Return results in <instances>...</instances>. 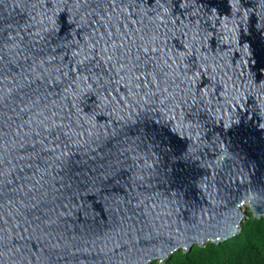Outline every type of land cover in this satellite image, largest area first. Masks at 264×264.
I'll use <instances>...</instances> for the list:
<instances>
[{
  "label": "water",
  "instance_id": "obj_1",
  "mask_svg": "<svg viewBox=\"0 0 264 264\" xmlns=\"http://www.w3.org/2000/svg\"><path fill=\"white\" fill-rule=\"evenodd\" d=\"M109 55L161 90L111 103ZM247 203L264 218V0H0V264L165 262L241 236Z\"/></svg>",
  "mask_w": 264,
  "mask_h": 264
},
{
  "label": "trees",
  "instance_id": "obj_2",
  "mask_svg": "<svg viewBox=\"0 0 264 264\" xmlns=\"http://www.w3.org/2000/svg\"><path fill=\"white\" fill-rule=\"evenodd\" d=\"M247 215L241 236L204 248L196 245L190 252L181 250L169 261L154 264H264V218Z\"/></svg>",
  "mask_w": 264,
  "mask_h": 264
},
{
  "label": "snow or ice",
  "instance_id": "obj_3",
  "mask_svg": "<svg viewBox=\"0 0 264 264\" xmlns=\"http://www.w3.org/2000/svg\"><path fill=\"white\" fill-rule=\"evenodd\" d=\"M112 6L115 7L118 3V0H111ZM120 3L127 2L132 4V0H119ZM140 3H143L144 0H139ZM149 4L157 3V0H148ZM123 11H120V15H123ZM132 13H129V16ZM111 17H109L110 19ZM124 28H127V24L123 25ZM116 30L119 31V18L116 21ZM109 36L112 35L110 31ZM123 35V34H122ZM127 38V37H125ZM113 50H116V45L112 42ZM123 47V44L120 45ZM108 49L105 48V52ZM144 52L147 58L151 59L152 54L154 52L159 53V49L153 48H145ZM163 56V53H159ZM87 58V57H86ZM113 56H108V63L113 67V70L116 72V76L112 77L116 81V87L109 89L110 91L115 92V96L110 97L109 101L114 105H120L122 107H135L140 104L143 100V97H147L150 94H155L153 90L160 91V80L155 72L149 73L146 70H141L139 65L142 61L137 58L135 63H132L127 56H118L115 58V65H112ZM165 64L167 67L172 68L173 64H169L167 60H165ZM157 65L154 64L153 67ZM139 73V74H138ZM161 75L166 79L168 76L167 72H161ZM198 75V73L196 74ZM124 84L123 88H120V83ZM164 91H170L169 89H164Z\"/></svg>",
  "mask_w": 264,
  "mask_h": 264
},
{
  "label": "rangeland",
  "instance_id": "obj_4",
  "mask_svg": "<svg viewBox=\"0 0 264 264\" xmlns=\"http://www.w3.org/2000/svg\"><path fill=\"white\" fill-rule=\"evenodd\" d=\"M243 210H244L245 213H247V214H248V212H251V208H250L249 206H245V207L243 208Z\"/></svg>",
  "mask_w": 264,
  "mask_h": 264
},
{
  "label": "bare ground",
  "instance_id": "obj_5",
  "mask_svg": "<svg viewBox=\"0 0 264 264\" xmlns=\"http://www.w3.org/2000/svg\"><path fill=\"white\" fill-rule=\"evenodd\" d=\"M246 205H247V206H249V204H248V203H247Z\"/></svg>",
  "mask_w": 264,
  "mask_h": 264
}]
</instances>
